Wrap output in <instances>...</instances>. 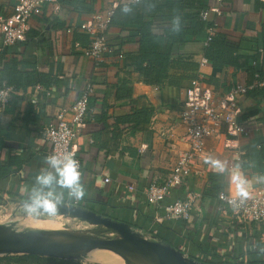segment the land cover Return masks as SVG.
<instances>
[{
    "label": "crops",
    "instance_id": "crops-1",
    "mask_svg": "<svg viewBox=\"0 0 264 264\" xmlns=\"http://www.w3.org/2000/svg\"><path fill=\"white\" fill-rule=\"evenodd\" d=\"M58 1L61 4L58 13L45 3L41 12L28 20L26 39L0 50V70L5 62L14 60L23 75L40 73L50 79L47 86L18 85L0 116V199H9L22 207L37 173L48 167L44 159L48 145L40 129L58 110H68L90 79L94 93L89 98L81 133L73 143L85 188L78 205L127 221L141 234L167 242L198 261L264 260L261 250L264 249V220L237 223L231 210L216 199V191L211 186L220 184L221 190L233 194L240 188L264 186V175L257 166L244 169L239 165L248 147L264 148V97L249 93L238 97L241 120L248 134L238 136L233 141L234 147L226 146L223 128L219 134L209 136L205 153L192 174L162 201L166 204L176 197H185L187 187L197 191L200 195L194 200L188 219L157 223L153 219L156 210L144 198L146 183L168 173L176 155L188 147L185 126L178 116L184 91L192 78L199 76L216 96L228 92L236 83L254 81L258 86L263 85L260 78L253 77V72L264 75V50H260L264 47V0H223L222 14L216 18V32L237 45L235 65L217 67L208 61L199 67L198 62L204 56L202 39L174 44L173 57L183 55L195 63L191 70H170L176 76H184L180 86L169 85L167 80L162 84L147 83L138 71H125V56L138 52L136 27L109 26L107 38L113 54L107 53L99 65L83 53L85 46L73 38L75 31L88 36L78 28L80 22L95 11L114 9L121 0ZM164 2L155 0L156 4ZM195 2L206 6L209 0ZM13 4L12 0H0V14L11 15ZM176 18H170L175 25ZM159 21V17L153 18L156 29ZM67 27H72L71 32L66 31ZM119 52L122 58L117 56ZM188 74L192 77L188 78ZM121 76L128 78L129 98L114 96L113 86ZM143 105L153 107L146 125L137 127L117 119L131 113L133 107ZM66 116H70L69 111ZM209 158L216 160L219 167L209 163ZM210 174H216L212 180ZM105 178L109 179L105 181ZM74 201L65 195L63 202ZM79 263L101 264L82 258L25 261L20 257L8 260L0 256V264Z\"/></svg>",
    "mask_w": 264,
    "mask_h": 264
},
{
    "label": "built area",
    "instance_id": "built-area-1",
    "mask_svg": "<svg viewBox=\"0 0 264 264\" xmlns=\"http://www.w3.org/2000/svg\"><path fill=\"white\" fill-rule=\"evenodd\" d=\"M12 1L14 3L13 13L8 16L0 14V50L7 45L26 39L28 20L40 13L45 3L51 5L54 13L61 10L58 0ZM138 1L140 0H121L126 3ZM222 3L223 0H209L208 4L199 11L200 18L209 23L206 27L204 45L217 31L216 18L222 14ZM112 12L113 9L95 11L78 25V28L89 36V44L83 48V53L90 57L96 65L105 59L107 53L113 54V48L109 45L107 38ZM71 30L72 27L66 28L67 32ZM75 44L78 45V42ZM260 50H264V47L262 46ZM117 56L122 58L123 54L119 52ZM207 62V58L203 56L198 66L201 67ZM255 85H257L256 82L236 83L228 92L216 96L213 89L199 76L191 80L190 86L184 91V99L178 116L179 122L185 126L188 147L176 155L168 173L160 179L149 180L144 188L146 202L156 210L153 214L155 222L162 223L166 219H188L192 204L200 195L197 191L187 187L185 197H176L166 204H162V201L171 195L172 190L183 185L186 178L192 174L198 160L205 153V143L209 136L219 134L223 128L227 136L226 146L234 147L233 141H236L238 136L248 134V129L241 120L238 97ZM36 86L39 89L43 88L41 85ZM15 89L13 85L0 80V116ZM93 93L94 85L88 79L71 107L68 110L61 108L42 126L40 134L48 145L44 153L45 157L51 154L72 152L79 162L81 171V163L73 148V143L81 133L89 108V98ZM67 111H69V117L66 116ZM108 179L105 178V181ZM129 187L132 189L134 186ZM244 190L247 192L246 198H241L238 193L219 190L216 192V199L231 210L237 223L263 221L264 186ZM73 203L78 204V201L75 200Z\"/></svg>",
    "mask_w": 264,
    "mask_h": 264
},
{
    "label": "trees",
    "instance_id": "trees-1",
    "mask_svg": "<svg viewBox=\"0 0 264 264\" xmlns=\"http://www.w3.org/2000/svg\"><path fill=\"white\" fill-rule=\"evenodd\" d=\"M125 6L129 11L125 12L122 10ZM204 7L201 2H195V0H165L163 4H156L155 0H140L130 3L120 2L113 9L110 25L114 24L123 28H137L138 52L125 56L123 60L125 71H138L147 83L162 84L163 81L167 80L169 85H183L180 80L184 76H176L170 70L173 68H181L184 71L191 70L195 68V63L187 60L189 58L183 55L173 57V46L176 43L183 44L195 39H202L204 41L206 27L209 25V23L202 20L199 16V11ZM155 17L160 18L157 29L153 27V18ZM172 17H178L180 19L178 30L176 25L170 20ZM73 38L84 46L89 44V37L84 33L75 31ZM203 50V55L214 66L221 67L223 65L236 64L237 45L230 42L223 34L216 32L209 42L204 45ZM0 71V80L6 81L15 88L18 85H24L26 83H41L45 86L50 83V79L44 74L25 72V75H23L18 68V63L14 60L5 62ZM254 73L256 74L254 75ZM20 74L23 76L21 77ZM191 77L192 74H188V78ZM253 77L260 78L263 81V85H255L246 93L263 98L264 75L260 71H255L253 72ZM113 93L117 99L130 97L131 87L128 85V78L126 76H121L118 79L117 83L113 86ZM152 112V106L143 105L139 108L133 107L131 113L117 117V119L119 121L129 122L130 124L133 123L137 127H142L149 122ZM239 165L244 169L257 166L259 172L264 175V148L262 146L248 147L241 156ZM212 175L216 174L209 175L211 180ZM211 186L216 192L221 190L220 184ZM21 256L40 257L41 255H1L2 258L8 260L19 257L22 259ZM43 257H48L51 260H66L52 256Z\"/></svg>",
    "mask_w": 264,
    "mask_h": 264
},
{
    "label": "water",
    "instance_id": "water-1",
    "mask_svg": "<svg viewBox=\"0 0 264 264\" xmlns=\"http://www.w3.org/2000/svg\"><path fill=\"white\" fill-rule=\"evenodd\" d=\"M58 214L100 224L115 231L116 236L77 235L70 240H60L50 235L18 234L0 230V254H36L70 259L82 258L83 254L94 249H107L124 258L147 264H264V260L248 263L198 261L167 242L141 234L127 221L114 219L72 202H62L55 215Z\"/></svg>",
    "mask_w": 264,
    "mask_h": 264
},
{
    "label": "clouds",
    "instance_id": "clouds-1",
    "mask_svg": "<svg viewBox=\"0 0 264 264\" xmlns=\"http://www.w3.org/2000/svg\"><path fill=\"white\" fill-rule=\"evenodd\" d=\"M122 10L129 11L126 6ZM176 27L178 30V17ZM44 159L48 167L37 173L34 185L22 203L25 214L36 215L43 212L55 215L65 195L75 200L84 196L85 188L81 182L80 165L72 152L51 154ZM208 162L219 167V163L214 159L209 158ZM238 194L241 198L247 197V192L243 188L238 190Z\"/></svg>",
    "mask_w": 264,
    "mask_h": 264
},
{
    "label": "rangeland",
    "instance_id": "rangeland-1",
    "mask_svg": "<svg viewBox=\"0 0 264 264\" xmlns=\"http://www.w3.org/2000/svg\"><path fill=\"white\" fill-rule=\"evenodd\" d=\"M36 227L49 228L53 232H83L92 236L112 237L115 235V233L111 230L94 227L92 223L73 216H65L59 214L48 215L46 213H39L36 215H33L31 213L25 214L21 206L14 204L9 199H0V230H5L8 228L31 229ZM1 255L3 254H0V256ZM21 257L26 261L50 259L43 256ZM82 260L94 261L101 264H124L120 255L97 249L83 254Z\"/></svg>",
    "mask_w": 264,
    "mask_h": 264
},
{
    "label": "bare ground",
    "instance_id": "bare-ground-1",
    "mask_svg": "<svg viewBox=\"0 0 264 264\" xmlns=\"http://www.w3.org/2000/svg\"><path fill=\"white\" fill-rule=\"evenodd\" d=\"M92 225L94 227H98L100 229L111 230V229L105 228L104 226H102L100 224H92ZM2 231L14 232V233H18V234H29V235H50L53 238L60 239V240H70L73 236H77V235L92 236V235H89V234L83 233V232H69V231L53 232L51 229L45 228V227H36V228H31V229L8 228V229L2 230ZM112 232L115 233V231H112ZM114 236H116V233ZM114 236H112V237H114ZM97 250L115 253V252H113L111 250H107V249H97ZM115 254H117V253H115ZM117 255H119V254H117ZM122 260H123L124 264H147V263H140V262L132 261V260L124 258V257H122Z\"/></svg>",
    "mask_w": 264,
    "mask_h": 264
}]
</instances>
